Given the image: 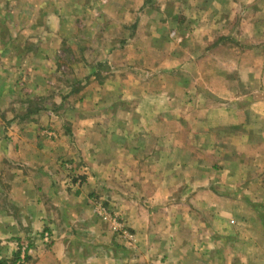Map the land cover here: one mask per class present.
<instances>
[{"label":"crops","instance_id":"crops-1","mask_svg":"<svg viewBox=\"0 0 264 264\" xmlns=\"http://www.w3.org/2000/svg\"><path fill=\"white\" fill-rule=\"evenodd\" d=\"M203 158L264 166V0H0V264H232Z\"/></svg>","mask_w":264,"mask_h":264},{"label":"rangeland","instance_id":"rangeland-1","mask_svg":"<svg viewBox=\"0 0 264 264\" xmlns=\"http://www.w3.org/2000/svg\"><path fill=\"white\" fill-rule=\"evenodd\" d=\"M150 1V0H147ZM182 16H177L176 18H174V20L172 22H174V24H178L179 22H181ZM77 21H80V18H77ZM83 18H82V22L81 25H83ZM171 37L174 36V33H170ZM108 39L105 38V40ZM71 56H73L76 60H77V53L72 54L70 52H65L63 51L62 53V58L64 59V61H67V58L70 59L71 61ZM63 61V63H65ZM61 71H64L65 73L67 72L66 67L63 65V67L60 68ZM224 130H226V128H223ZM52 131L55 134V137H49L47 134L48 132ZM41 135L43 137H45L46 139L49 140H54L57 138V133L54 129L51 128H46L43 129V131L41 132ZM204 156V155H203ZM210 156V159L213 155H208ZM203 162L205 163H210L211 166H209V164L206 165V167L203 168V171H210L213 173V182L215 180L216 182V194L219 195L220 197H229V195H232L235 199L233 200V205L234 208L233 210L240 216H243V211L241 208H239V200L241 199L244 203V201L248 198V204L249 207L244 205V209H246L249 214L250 217H252L253 219L256 218H260L263 223L260 225H256V220L254 222H252L250 225H247V221H242V223H237L234 222L233 224H230L229 222L225 225L224 223L221 224H208L207 226L212 228L213 230H215L219 236V238H223L222 243L225 241V239L227 237H234V240L232 239L231 243L228 242V245L230 244L231 246H233L234 244V251H235V255L233 257V261L232 264H247L250 263L251 261L255 264H264V256H261L263 253L262 251H264V242L263 245L261 247H259V249L256 247L257 246V239L260 237H262V235L264 234V166H262L261 168L259 167L258 169H252L251 171H238L239 168L237 169V166L240 165V163H244V161H239V160H226L224 161V163H222L221 161H218L216 159L214 160H209V159H205L203 158ZM67 162H61V164L64 166V164ZM221 163V164H218ZM235 163V164H234ZM230 164L234 165L235 168L231 169L229 166ZM264 164V163H263ZM227 166V170H233L231 172H234L232 174L231 177L227 176V173H225V167ZM65 169V171L67 172V184H71V182H69L70 177L72 176L68 170L63 167ZM225 170V171H224ZM81 173V171H80ZM86 173V171H85ZM85 173L80 175V179H81V185L83 183V176H85ZM231 178V180H230ZM233 184L234 186H239L241 187L243 184L246 185V189L245 192L243 191L244 188H236L233 189V193L230 192L229 190H227V185L229 184ZM72 185V184H71ZM236 191V192H235ZM231 196V197H232ZM94 203L96 204H100L99 206L102 207L110 216H112L114 219H116V215H114L113 213H111L110 210L107 209L106 206H104L102 204V202L99 201H94ZM96 207V206H95ZM241 210V211H240ZM207 213H210V211H206ZM118 219V218H117ZM116 219V221H117ZM104 221V220H103ZM106 222V221H105ZM117 223L120 225V230L119 231H114V233H117L118 236H120L119 238H121L123 244L125 247H130L133 239V235L130 233V231H128L126 228H124L123 226H121V222L119 223L117 221ZM107 224L109 225V227L111 228V230L113 231L112 227L110 226V224L107 222ZM261 233H260V232ZM123 232L128 233L130 236V238H124L123 236ZM47 233L48 234V240H44V234ZM233 234V235H232ZM242 234L243 236H247L248 235V239L249 240H245L242 239ZM253 234V235H252ZM260 234V235H259ZM252 236V237H251ZM256 237V238H254ZM237 238V239H236ZM241 238V239H239ZM245 240V242H244ZM255 240V241H254ZM216 241V245L219 246V241ZM51 242V237L50 234L46 231H43L41 234V245L43 247L48 246ZM221 243V244H222ZM250 246H249V245ZM252 244H254L255 246L253 247ZM25 252V255L27 257V253L30 251L29 248L27 247V245H23V247L19 248L18 254L15 256L14 260L16 262V264H25L26 258L24 260V262H21L20 260V256H21V252ZM259 253V254H258ZM262 253V254H261ZM230 258V257H229ZM225 261V258H224ZM224 264H226V262H224Z\"/></svg>","mask_w":264,"mask_h":264},{"label":"built area","instance_id":"built-area-1","mask_svg":"<svg viewBox=\"0 0 264 264\" xmlns=\"http://www.w3.org/2000/svg\"><path fill=\"white\" fill-rule=\"evenodd\" d=\"M49 137H55V134L50 131L47 134ZM64 167L68 170V172L72 175L69 179V182H71L72 185H75L76 187H79L81 185V179L79 178L81 173L84 174L86 169L84 168H80L78 171H75V169L72 167V165L70 163H65ZM81 171V173H80ZM96 213L106 222H108L110 224V226L112 227L113 231H119L120 230V225L117 223L116 219H114L112 216H110L102 207H100L98 205V207L96 206ZM123 236L124 238H130L131 235H129L126 232H123ZM44 240H48V234L45 233L44 234ZM21 256L19 257L21 262H24L25 260V252H21L20 253Z\"/></svg>","mask_w":264,"mask_h":264},{"label":"trees","instance_id":"trees-1","mask_svg":"<svg viewBox=\"0 0 264 264\" xmlns=\"http://www.w3.org/2000/svg\"><path fill=\"white\" fill-rule=\"evenodd\" d=\"M26 258V257H25Z\"/></svg>","mask_w":264,"mask_h":264}]
</instances>
